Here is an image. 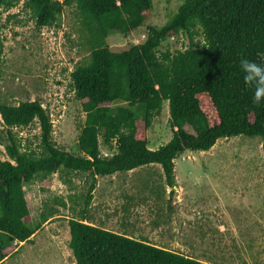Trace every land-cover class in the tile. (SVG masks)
<instances>
[{
	"label": "trees",
	"instance_id": "1",
	"mask_svg": "<svg viewBox=\"0 0 264 264\" xmlns=\"http://www.w3.org/2000/svg\"><path fill=\"white\" fill-rule=\"evenodd\" d=\"M21 3L40 29L59 26L65 7L75 6L89 28L92 50L71 72L86 114L77 153L54 143L53 123L40 101L0 104L9 141V159H0V263L14 253L10 247L30 241L58 212L50 207L34 225L25 185L55 172H82L90 179L84 208L68 220L76 264H209L93 224L89 206L99 176L160 164L174 187L175 159L186 150L208 151L220 138L238 135L260 137L264 149V95L252 99L239 66L241 57L264 56V0H185L164 25H150L143 42L120 51L107 44L109 33L130 34L144 26L152 0H0V11ZM179 33L188 35L185 49L161 50L163 41ZM199 33L202 40L195 39ZM118 101L128 105L114 106ZM165 102L172 138L153 149L147 131ZM35 121L38 146H23L14 129Z\"/></svg>",
	"mask_w": 264,
	"mask_h": 264
},
{
	"label": "rangeland",
	"instance_id": "2",
	"mask_svg": "<svg viewBox=\"0 0 264 264\" xmlns=\"http://www.w3.org/2000/svg\"><path fill=\"white\" fill-rule=\"evenodd\" d=\"M184 1L152 0L153 9L144 26L130 34L111 31L107 44L120 51L143 42L149 26L164 25ZM195 39L202 40V35ZM188 45V35L179 33L163 41L161 50L175 52ZM91 50L89 28L75 6L65 7L59 26L41 29L22 3L1 10L0 104L40 101L50 114L54 143L77 153L86 114L76 97L71 72L88 60ZM122 104L128 105L118 101L114 106ZM169 117V103L165 102L147 131L151 148L172 138ZM6 129L0 114L1 160L9 159ZM14 130L23 146L37 148L38 121ZM187 130L191 128L187 126ZM261 143L260 137L238 135L220 138L208 151H184L175 159L174 187L167 185L160 164L99 176L89 206L90 221L209 264H264ZM101 148L104 155L109 154L106 146ZM89 184L85 173L55 172L25 185L34 225L50 207L58 212L36 232L34 241L10 247L8 253H14L0 264H76L69 247L68 220L80 216Z\"/></svg>",
	"mask_w": 264,
	"mask_h": 264
},
{
	"label": "clouds",
	"instance_id": "3",
	"mask_svg": "<svg viewBox=\"0 0 264 264\" xmlns=\"http://www.w3.org/2000/svg\"><path fill=\"white\" fill-rule=\"evenodd\" d=\"M239 66L242 79L250 89L252 99H258L264 95V56L260 59L241 57Z\"/></svg>",
	"mask_w": 264,
	"mask_h": 264
},
{
	"label": "crops",
	"instance_id": "4",
	"mask_svg": "<svg viewBox=\"0 0 264 264\" xmlns=\"http://www.w3.org/2000/svg\"><path fill=\"white\" fill-rule=\"evenodd\" d=\"M92 222V221H91ZM93 224H95L94 222H92ZM96 225H98V226H102L101 224H96ZM104 227V226H103ZM116 232H118V231H116ZM119 233H122V232H119ZM36 235V234H35ZM35 235L31 238V240L30 241H34L33 239H34V237H35Z\"/></svg>",
	"mask_w": 264,
	"mask_h": 264
}]
</instances>
